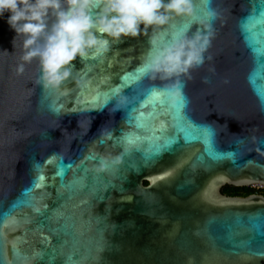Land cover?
Returning a JSON list of instances; mask_svg holds the SVG:
<instances>
[{
	"label": "water",
	"instance_id": "obj_1",
	"mask_svg": "<svg viewBox=\"0 0 264 264\" xmlns=\"http://www.w3.org/2000/svg\"><path fill=\"white\" fill-rule=\"evenodd\" d=\"M191 3L57 89L36 59L17 72L24 37L0 19V264H264V195L222 193L264 188V0ZM206 25L202 66L147 72L154 35ZM187 124L209 144L185 143Z\"/></svg>",
	"mask_w": 264,
	"mask_h": 264
},
{
	"label": "clouds",
	"instance_id": "obj_2",
	"mask_svg": "<svg viewBox=\"0 0 264 264\" xmlns=\"http://www.w3.org/2000/svg\"><path fill=\"white\" fill-rule=\"evenodd\" d=\"M6 13L16 34L13 47L17 36L24 37L17 72L36 59L38 82L57 89L78 58L103 55L112 41L137 37L142 29L164 28L174 17L191 16L193 7L191 0H0V19ZM205 27V32L181 33L170 42L154 35L147 72L173 78L202 66L213 38L211 25Z\"/></svg>",
	"mask_w": 264,
	"mask_h": 264
},
{
	"label": "snow or ice",
	"instance_id": "obj_3",
	"mask_svg": "<svg viewBox=\"0 0 264 264\" xmlns=\"http://www.w3.org/2000/svg\"><path fill=\"white\" fill-rule=\"evenodd\" d=\"M161 106H163L162 101H161ZM187 127H188L189 131L184 133L185 143H188V142L194 141V140H203L206 145L209 144V142H210L209 138L212 135V133L209 129L204 128V127L193 128L191 124H187ZM180 131H184L183 127H181ZM171 143H172V141L168 140L165 142V144L162 147H164L165 150H167L168 145H170ZM158 151H159V149H158ZM206 151H207L208 157L210 158L209 164H211L213 161H216L219 159V156L217 155V153L215 151H213V149L211 147H208L206 149Z\"/></svg>",
	"mask_w": 264,
	"mask_h": 264
},
{
	"label": "trees",
	"instance_id": "obj_4",
	"mask_svg": "<svg viewBox=\"0 0 264 264\" xmlns=\"http://www.w3.org/2000/svg\"><path fill=\"white\" fill-rule=\"evenodd\" d=\"M225 190H226V193H228V194L237 193L238 191H244V192H245V195H251V194H256V193H258V192L255 191V189L252 188V187H247V188H234V187H227Z\"/></svg>",
	"mask_w": 264,
	"mask_h": 264
},
{
	"label": "flooded vegetation",
	"instance_id": "obj_5",
	"mask_svg": "<svg viewBox=\"0 0 264 264\" xmlns=\"http://www.w3.org/2000/svg\"><path fill=\"white\" fill-rule=\"evenodd\" d=\"M226 188H224L222 190V193L225 194V195H227V196H233V197L234 196L235 197H247V196H249V195H245V192L244 191H238L237 193L228 194V193H226V190H225Z\"/></svg>",
	"mask_w": 264,
	"mask_h": 264
},
{
	"label": "rangeland",
	"instance_id": "obj_6",
	"mask_svg": "<svg viewBox=\"0 0 264 264\" xmlns=\"http://www.w3.org/2000/svg\"><path fill=\"white\" fill-rule=\"evenodd\" d=\"M252 188H254L255 191L258 192L256 194H262V195H264V188L262 186H253Z\"/></svg>",
	"mask_w": 264,
	"mask_h": 264
}]
</instances>
